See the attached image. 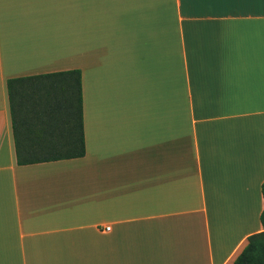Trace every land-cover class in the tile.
I'll list each match as a JSON object with an SVG mask.
<instances>
[{
    "label": "crops",
    "instance_id": "crops-1",
    "mask_svg": "<svg viewBox=\"0 0 264 264\" xmlns=\"http://www.w3.org/2000/svg\"><path fill=\"white\" fill-rule=\"evenodd\" d=\"M72 69L84 154L18 164L7 80ZM263 181L264 0H0V264H233Z\"/></svg>",
    "mask_w": 264,
    "mask_h": 264
},
{
    "label": "trees",
    "instance_id": "trees-1",
    "mask_svg": "<svg viewBox=\"0 0 264 264\" xmlns=\"http://www.w3.org/2000/svg\"><path fill=\"white\" fill-rule=\"evenodd\" d=\"M7 88L18 164L84 154L79 69L10 78ZM259 220L233 264H264V208Z\"/></svg>",
    "mask_w": 264,
    "mask_h": 264
},
{
    "label": "built area",
    "instance_id": "built-area-1",
    "mask_svg": "<svg viewBox=\"0 0 264 264\" xmlns=\"http://www.w3.org/2000/svg\"><path fill=\"white\" fill-rule=\"evenodd\" d=\"M109 229H110L109 226H107V227L105 228L106 231H108Z\"/></svg>",
    "mask_w": 264,
    "mask_h": 264
}]
</instances>
